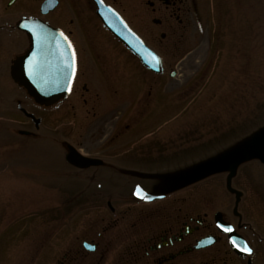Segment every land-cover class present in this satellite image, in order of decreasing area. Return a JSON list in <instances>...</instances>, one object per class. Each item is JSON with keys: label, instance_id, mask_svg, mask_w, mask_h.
Returning <instances> with one entry per match:
<instances>
[{"label": "rangeland", "instance_id": "rangeland-1", "mask_svg": "<svg viewBox=\"0 0 264 264\" xmlns=\"http://www.w3.org/2000/svg\"><path fill=\"white\" fill-rule=\"evenodd\" d=\"M147 1L154 3L113 0V7L166 69L159 91L148 81L147 95L132 79L134 58L113 40L120 67L113 115L122 134L113 147L143 141L155 148L149 154L156 162L117 160L93 178L82 175L65 165L62 145L65 124L67 141H81L82 117L66 113L51 128V109L11 82L0 85V264H126L131 234L171 222L177 207L181 216L207 221L219 212L264 240V0H181L184 29L170 10L151 14ZM153 18L163 22L160 28ZM87 30L106 32L90 20ZM16 102L40 119L36 137L11 132L13 126L33 132ZM98 127L83 138L84 152L93 154ZM113 207L124 217L117 228ZM83 242L97 244L95 251Z\"/></svg>", "mask_w": 264, "mask_h": 264}, {"label": "flooded vegetation", "instance_id": "flooded-vegetation-1", "mask_svg": "<svg viewBox=\"0 0 264 264\" xmlns=\"http://www.w3.org/2000/svg\"><path fill=\"white\" fill-rule=\"evenodd\" d=\"M44 1L46 0H42L38 6L37 0H0V85L6 82L13 83L9 76L11 64L17 57L24 55L30 47L29 36L24 31L17 29V23L23 19L38 20L49 28L60 32L61 38L58 41H64L68 51L69 48L72 50L75 66L67 96L55 105L46 108L52 111L49 114L48 123L52 128L57 118H62V116H66V113L71 112L74 117H82L84 128L78 135L81 141L77 143L67 141L66 135H70V127L65 124L62 129L65 135L62 140L64 155L67 152L66 146L70 145L81 156L101 162L99 166L80 170L66 163L63 156L65 165L82 175L93 178L97 176L95 171L97 168L108 166L113 161L119 160L120 163H124V161L126 163L128 160L140 163L156 162L157 159H154L156 157L149 154V151L155 148L146 147L143 141H125L120 143V146L113 147V144L118 142L117 139L122 137L118 129L119 125L116 124L118 117L116 114L113 115V110H115L113 104L117 95V75L120 72L118 71L120 70L119 65L113 63V40L134 58L135 61L131 62L132 66H129L132 79H139L142 88L147 90V95H150L152 90L148 82L150 79L154 80L153 90L159 91L160 89L159 79L164 76L166 69L163 57L158 51L149 47L135 32L145 45L159 57L161 72L155 73L144 67L137 57L105 29L96 15V5L93 0H54L55 5L49 4L46 14H42L41 7ZM101 1L115 10L113 0ZM154 3L146 2L151 14L161 8L165 11L170 10L169 18L173 19L182 29L186 28L182 17L186 13H182L180 7L177 6L182 5L181 0H154ZM121 17L123 18L122 15ZM88 20L92 21L94 25L98 24L106 32H91V30L89 32L87 30ZM151 23L158 28L163 24L158 18H153ZM173 33L175 34V32L171 34ZM183 37L184 33L182 32L178 35L177 42H180ZM165 38V33L159 34V42ZM176 47L177 45H175V51ZM168 75L170 78L175 77L173 71ZM2 101L3 99H0V104ZM60 105L67 106V109L65 107L61 110V114L58 113L59 109L56 110V107L58 108ZM16 106L17 112L31 124L33 132L17 129L13 125L11 132L19 136L36 137L40 119L32 115L39 120L38 129H36L33 121L18 109V106L21 108L19 102H16ZM96 127H98L99 137L90 144L94 152L89 154L82 149L86 143L83 138L95 135ZM122 127L125 131L129 130L127 124ZM23 132L26 134H22ZM54 135L53 129H51L49 136L54 138ZM117 151L121 152L117 155ZM115 199L113 198L114 201ZM118 215L119 212L113 207V228H117L122 222L121 219L124 218L123 215L120 217ZM214 215L210 221L206 220V215L198 217V215L184 214L181 216V208L177 207L175 218L171 222L158 224L149 232L143 231L141 235L147 234L146 236H138L137 233L131 234L135 236L130 237V244L125 253L126 264H264V240L262 238L255 239L253 235H249V231L244 230L245 226H242L241 223L235 225L222 216L223 221L229 226V230L239 236V238H235L233 246L229 241L228 234L217 229ZM136 224L137 222L130 221L129 228L134 229ZM200 233L202 235L198 236ZM199 243H202L203 246L199 247ZM90 245L94 246L95 251L97 244ZM235 249L238 252H235Z\"/></svg>", "mask_w": 264, "mask_h": 264}, {"label": "water", "instance_id": "water-1", "mask_svg": "<svg viewBox=\"0 0 264 264\" xmlns=\"http://www.w3.org/2000/svg\"><path fill=\"white\" fill-rule=\"evenodd\" d=\"M93 1L96 5V15L105 29L137 57L144 67L160 73L159 57L144 44L120 14L101 0ZM49 4L54 6L55 1H44L41 7L42 14H46ZM16 27L27 33L30 38V47L24 55L12 62L9 76L13 84L21 88L35 105L49 108L69 93L75 69L73 52L70 48L68 51L64 41H58L61 38L60 32L38 20L23 19L17 23ZM18 109L30 118L35 128L38 129L39 120L19 106ZM66 151L64 160L74 168L82 170L99 166L101 163L98 160L81 156L70 145L66 146ZM214 221L220 232L228 234L229 241L234 246L235 238L239 236L229 230V226L222 219V214L215 213ZM82 246L88 252L94 251L93 245L83 243ZM198 246H203V244L199 243ZM234 251L238 252L236 249Z\"/></svg>", "mask_w": 264, "mask_h": 264}]
</instances>
